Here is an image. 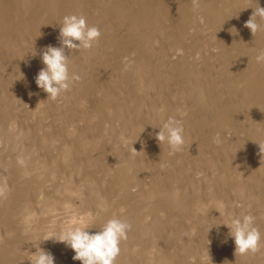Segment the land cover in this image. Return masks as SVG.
Masks as SVG:
<instances>
[{"label": "bare ground", "instance_id": "1", "mask_svg": "<svg viewBox=\"0 0 264 264\" xmlns=\"http://www.w3.org/2000/svg\"><path fill=\"white\" fill-rule=\"evenodd\" d=\"M255 7L0 0V264H31L46 233L79 219L95 233L113 216L133 225L116 264H264V65L255 60L264 31L244 27ZM189 9L199 12L193 26ZM68 14L102 35L90 50H65L82 79L52 101L35 82L39 53L59 47ZM12 103H28L36 119ZM169 116L183 120L178 153L155 139ZM245 213L256 217L260 251L235 256L229 229L215 226ZM39 246L55 264H81L63 243Z\"/></svg>", "mask_w": 264, "mask_h": 264}, {"label": "clouds", "instance_id": "2", "mask_svg": "<svg viewBox=\"0 0 264 264\" xmlns=\"http://www.w3.org/2000/svg\"><path fill=\"white\" fill-rule=\"evenodd\" d=\"M256 4L257 7L252 8L253 12L244 24V27L250 29L253 37L258 32L264 31V7L259 6V0H256ZM193 6L198 7L199 0H193ZM235 17L239 18L238 15ZM60 25L59 47L47 45L40 51L39 56L44 67L35 77L38 88L43 90L47 94V99L52 101H56L63 93L70 90L74 82L82 79L78 73L70 72L69 56L65 54V50L72 52H79L81 49L90 50L98 44L102 35L99 27L89 25L83 14L65 15ZM77 41L79 43H76ZM36 55L35 52L33 56ZM255 60L258 64L264 65V49L257 52ZM129 68L130 62L126 61L123 70L127 71ZM153 128H159V131L155 133V139L160 145L167 144L172 153L183 150L184 126L182 119L169 116L161 127ZM212 143L218 147L223 144L221 133L217 132L212 137ZM258 145L262 160H264V144L258 143ZM133 151L137 152L134 148ZM17 163L23 165L24 160L18 158ZM234 207L239 208L242 205L239 202H234ZM88 225L89 221L86 219L73 221L71 225L64 227L58 233L55 231L46 233L41 241L52 240L56 243H63L74 251L75 255L72 259L81 261V264H116V259L121 252L120 245L128 240V233L133 227L132 223L120 216H113L95 233L89 231L93 227ZM221 225L229 229L228 236L234 240L235 256L256 254L260 251L262 235L254 215L251 213L235 214L231 217L230 223H221L215 227L219 228ZM213 227L208 229V233ZM40 242L34 246L36 251L32 253L31 264H55L53 254L41 248Z\"/></svg>", "mask_w": 264, "mask_h": 264}, {"label": "rangeland", "instance_id": "3", "mask_svg": "<svg viewBox=\"0 0 264 264\" xmlns=\"http://www.w3.org/2000/svg\"><path fill=\"white\" fill-rule=\"evenodd\" d=\"M189 13H190V15H191V13L192 12H194V14H192L191 16H190V21H191V24L189 25V26H193V24L196 22V19H197V21H199V18H198V14H199V12H195V11H191V9H189V11H188ZM202 13V12H201ZM204 20H205V18H204ZM203 20V21H204ZM189 21V22H190ZM201 21V20H200ZM203 21H201V22H203ZM201 25V24H200ZM194 26H196V24L194 25ZM202 27V26H201ZM202 29H204L203 27H202ZM205 30V29H204ZM207 31H205V33H206ZM204 33V31H203V34L206 36V34ZM198 34H200V32L198 33ZM204 38V37H203ZM95 96V95H94ZM91 99H93L92 98V96L90 97L89 96V102L91 103ZM87 103V102H86ZM27 104V105H26ZM25 105L23 104L21 107H19V106H17V108H16V104L15 103H12L11 104V108L13 109V110H18L20 113H22L23 111L25 112V114H26V117H30L31 119H32V121H34V119H36V118H34L33 117V115L31 116V114H33L31 111H28L29 110V108H30V105L28 104V103H26ZM88 104V103H87ZM9 108H10V106H8ZM10 108V109H11ZM33 117V118H32ZM0 147H2V143L0 142ZM66 211L65 210H63V212L62 213H64V214H66L65 213Z\"/></svg>", "mask_w": 264, "mask_h": 264}]
</instances>
